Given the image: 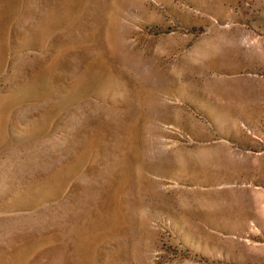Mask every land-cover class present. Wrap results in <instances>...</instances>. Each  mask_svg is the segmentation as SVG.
Listing matches in <instances>:
<instances>
[{"label":"rangeland","instance_id":"374dc122","mask_svg":"<svg viewBox=\"0 0 264 264\" xmlns=\"http://www.w3.org/2000/svg\"><path fill=\"white\" fill-rule=\"evenodd\" d=\"M0 264H264V0H0Z\"/></svg>","mask_w":264,"mask_h":264}]
</instances>
